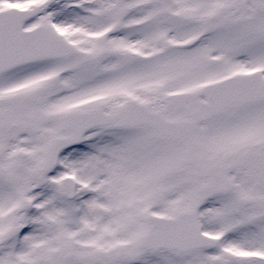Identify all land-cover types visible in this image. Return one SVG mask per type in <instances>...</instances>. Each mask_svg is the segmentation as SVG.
I'll use <instances>...</instances> for the list:
<instances>
[{
    "label": "snow or ice",
    "instance_id": "snow-or-ice-1",
    "mask_svg": "<svg viewBox=\"0 0 264 264\" xmlns=\"http://www.w3.org/2000/svg\"><path fill=\"white\" fill-rule=\"evenodd\" d=\"M0 264H264V0H0Z\"/></svg>",
    "mask_w": 264,
    "mask_h": 264
}]
</instances>
